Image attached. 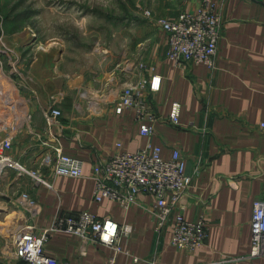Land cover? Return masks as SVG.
I'll use <instances>...</instances> for the list:
<instances>
[{
	"label": "crops",
	"instance_id": "crops-1",
	"mask_svg": "<svg viewBox=\"0 0 264 264\" xmlns=\"http://www.w3.org/2000/svg\"><path fill=\"white\" fill-rule=\"evenodd\" d=\"M214 1L222 28L213 69L176 66L166 57L168 34L156 23L162 31L160 40L145 46L139 61L133 56L126 67H121V62L109 67L101 62L99 66L96 62L80 65L66 49L31 48L29 33L5 36L10 46H18L21 68L38 90L40 103L48 107L55 97L63 112L48 128L39 104L32 101L33 127L42 139L27 132L18 135L15 159L33 164L23 159L24 153L36 157L46 143L60 144L66 154L85 162L80 178L55 176L46 170L50 186L33 187L28 178L16 187L8 184L12 187L6 194H30L31 216L40 232L49 228L60 212L88 211L133 226L122 246L143 258L140 264H264V254L251 256L253 203L264 199V129L260 127L264 122V0ZM197 5V0H185L182 8L194 11ZM154 9L156 15L163 11L170 16L166 9ZM179 14H171L170 20ZM155 75L161 77L160 90L151 93L147 89L146 95L162 119L149 138L141 134L133 110L118 114L115 105L100 93L148 82ZM85 93L87 96H82ZM174 102L182 105L178 126L169 121ZM150 141L162 148L164 159L179 150L193 177L185 196L189 204L185 215L191 220L204 215L210 227L207 242L194 252L171 245V223L162 232L156 231L155 218L147 210L151 196L140 195L128 210L109 200L97 203L93 199L94 166L119 150L143 149ZM13 171L9 169L4 180H10ZM4 231L0 230V264H25L5 251ZM80 243L75 234L51 232L46 254L70 264H108L114 254L98 243L89 244L81 254ZM117 260L127 264L131 258L118 254Z\"/></svg>",
	"mask_w": 264,
	"mask_h": 264
},
{
	"label": "built area",
	"instance_id": "built-area-1",
	"mask_svg": "<svg viewBox=\"0 0 264 264\" xmlns=\"http://www.w3.org/2000/svg\"><path fill=\"white\" fill-rule=\"evenodd\" d=\"M197 3L194 11L184 10L175 20L157 17L149 9H144L142 13L168 34L166 57L176 66L194 64L213 69L221 38L222 16L214 0H197ZM4 23L5 18L0 12V41L5 37ZM29 46L37 47L33 43ZM22 58L21 53L13 49H7L0 55V85H3L0 90V182L9 169L18 171L20 177H27L33 187L41 184L50 186L46 170L55 176H84V160L66 154L60 144L44 143L45 149L35 157L31 165L15 159L13 151L18 135L27 132L42 139L33 127L32 101L39 104L48 128L63 115L62 110L56 106L55 97H52L48 107L40 103L38 90L21 68ZM160 87L161 77L155 75L148 82L130 83L120 89L101 92L100 97L112 102L118 114L126 109L133 110L141 134L150 138L162 117L147 98L146 90L154 93ZM181 113L182 105L174 102L169 114L172 125H180ZM260 127L264 129V122ZM121 146L118 143V149ZM92 178L93 199L97 203L109 200L128 210L137 203L140 195L151 196L153 201L147 210L155 218V229L160 233L171 223L170 243L174 247L194 252L207 242L210 227L206 217L201 215L191 220L185 215L189 207L185 196L192 187L193 177L188 173L186 160L179 150H174L169 159H164L162 148L151 141L140 150H119L94 166ZM16 199L17 202L27 203L33 213L28 192H22ZM251 223V256L257 258L264 254V199L254 201ZM132 230V225L119 224L110 216L99 217L81 211L60 212L53 224L40 232L34 218L30 216L25 225L17 228L8 255L27 264H70L46 254L45 244L49 234L61 231L80 238L81 254L86 253L89 244L98 243L108 246L114 252L108 264H120L118 254L131 258L127 264H140L144 259L122 246V239L129 236Z\"/></svg>",
	"mask_w": 264,
	"mask_h": 264
},
{
	"label": "rangeland",
	"instance_id": "rangeland-1",
	"mask_svg": "<svg viewBox=\"0 0 264 264\" xmlns=\"http://www.w3.org/2000/svg\"><path fill=\"white\" fill-rule=\"evenodd\" d=\"M183 1L185 0H0V12L5 18V36L29 33L36 48L66 49L71 59L74 58L80 65L84 63L92 66L96 62L99 66L101 62L109 67L121 62V67H126L133 56L139 61L145 46L160 40L162 31L152 19L143 15V10L155 11V6L159 10L166 9L170 16H165L163 11L157 15L156 11L152 12L157 17L170 20L173 18L171 14L177 12L178 15L184 10ZM7 49L19 51L18 46H10L4 37L0 41V55ZM2 87L0 85V90ZM13 155L15 156V152ZM23 159L34 162L35 155L30 152L29 157L24 154ZM21 163L25 164L23 160ZM13 172L14 176L10 180L3 178L0 182V203L4 207L0 210V230L5 229V251H11L17 228L25 225L31 216L30 206L17 202L16 198L22 192L13 196L5 193V190L12 187L8 184L13 183V187H16L27 179L25 176L20 177L18 171ZM12 197L14 200H11Z\"/></svg>",
	"mask_w": 264,
	"mask_h": 264
},
{
	"label": "bare ground",
	"instance_id": "bare-ground-1",
	"mask_svg": "<svg viewBox=\"0 0 264 264\" xmlns=\"http://www.w3.org/2000/svg\"><path fill=\"white\" fill-rule=\"evenodd\" d=\"M42 112V111H41ZM43 114V113H42ZM44 116V115H43Z\"/></svg>",
	"mask_w": 264,
	"mask_h": 264
}]
</instances>
